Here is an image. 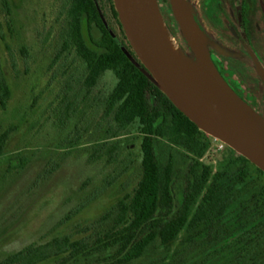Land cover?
Returning a JSON list of instances; mask_svg holds the SVG:
<instances>
[{
    "label": "rangeland",
    "instance_id": "obj_1",
    "mask_svg": "<svg viewBox=\"0 0 264 264\" xmlns=\"http://www.w3.org/2000/svg\"><path fill=\"white\" fill-rule=\"evenodd\" d=\"M183 3L217 30V0ZM67 6L68 0H0V74L10 91L0 107V133L8 131L0 154V262L31 246L45 248L54 237L91 243L109 224L102 215L130 195L140 177V131L132 124L116 132L105 114L110 72L86 88L84 63L66 37ZM103 8L115 24L105 2ZM168 39L178 51L169 33ZM229 77L254 101L251 69L236 67ZM207 142L199 161L213 171L237 154L209 135ZM157 149L171 164L178 205L193 156L166 139ZM158 251L152 247L135 261H158Z\"/></svg>",
    "mask_w": 264,
    "mask_h": 264
},
{
    "label": "trees",
    "instance_id": "obj_2",
    "mask_svg": "<svg viewBox=\"0 0 264 264\" xmlns=\"http://www.w3.org/2000/svg\"><path fill=\"white\" fill-rule=\"evenodd\" d=\"M104 2L115 24L105 19ZM157 4L177 47L192 55L169 0H157ZM66 14L67 41L84 63L86 88L110 72L114 82L104 100L105 114L110 115L116 132L137 124L140 177L133 192L102 215L100 220L109 224L91 243L54 237L45 248L28 247L0 264H264V173L238 153L214 171L199 161L208 135L122 51L115 39L139 62L112 0H68ZM9 96L0 74L1 108ZM7 137L8 131L0 133V154ZM159 139L193 156L178 205L171 164L157 149ZM152 247L159 250L158 261H135Z\"/></svg>",
    "mask_w": 264,
    "mask_h": 264
},
{
    "label": "water",
    "instance_id": "obj_3",
    "mask_svg": "<svg viewBox=\"0 0 264 264\" xmlns=\"http://www.w3.org/2000/svg\"><path fill=\"white\" fill-rule=\"evenodd\" d=\"M112 1L139 62L115 39L122 51L199 130L222 141L264 173V113L256 112L221 76L201 39L204 32L192 7L183 0H169L192 53L187 55L178 47L176 51L169 41L157 0ZM191 25L198 31V39L191 37ZM251 57L264 84V70L256 57Z\"/></svg>",
    "mask_w": 264,
    "mask_h": 264
},
{
    "label": "flooded vegetation",
    "instance_id": "obj_4",
    "mask_svg": "<svg viewBox=\"0 0 264 264\" xmlns=\"http://www.w3.org/2000/svg\"><path fill=\"white\" fill-rule=\"evenodd\" d=\"M220 23L217 30L204 23L195 13L202 30L219 49L207 45L210 57L227 84L256 112L264 113V84L258 75L251 55H254L264 70V60L258 47L264 51V0H217ZM204 31V30H203ZM204 31V32H205ZM236 67L251 69L254 73L256 92L254 101L245 97L229 77Z\"/></svg>",
    "mask_w": 264,
    "mask_h": 264
},
{
    "label": "bare ground",
    "instance_id": "obj_5",
    "mask_svg": "<svg viewBox=\"0 0 264 264\" xmlns=\"http://www.w3.org/2000/svg\"><path fill=\"white\" fill-rule=\"evenodd\" d=\"M190 33H191V37L194 38V39H198L199 37V33L198 31L196 30V28L194 26H190Z\"/></svg>",
    "mask_w": 264,
    "mask_h": 264
}]
</instances>
